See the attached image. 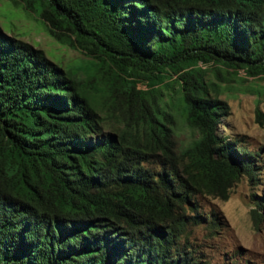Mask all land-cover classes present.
Segmentation results:
<instances>
[{
    "label": "trees",
    "instance_id": "16d2710c",
    "mask_svg": "<svg viewBox=\"0 0 264 264\" xmlns=\"http://www.w3.org/2000/svg\"><path fill=\"white\" fill-rule=\"evenodd\" d=\"M13 2L89 61L0 26V264H207L183 241L197 196L228 199L255 162L219 137L204 66L264 77V0Z\"/></svg>",
    "mask_w": 264,
    "mask_h": 264
},
{
    "label": "rangeland",
    "instance_id": "374dc122",
    "mask_svg": "<svg viewBox=\"0 0 264 264\" xmlns=\"http://www.w3.org/2000/svg\"><path fill=\"white\" fill-rule=\"evenodd\" d=\"M0 26L8 34L41 48L65 68L89 61V56L81 50L53 37L36 12L13 0L0 1ZM204 67L205 79L219 86L218 91L211 86L212 94L229 106L217 126L219 137L229 138L238 148L252 153L255 173L242 176L228 199L198 195L196 201L204 219L200 224L190 225L183 241L195 248L203 263L264 264V208L259 210L261 214L257 218L253 213L258 209L259 197L264 199V77L249 76L244 69L234 71L214 63ZM78 75L85 74L79 70ZM195 135L196 132L180 123L176 140L181 143Z\"/></svg>",
    "mask_w": 264,
    "mask_h": 264
}]
</instances>
